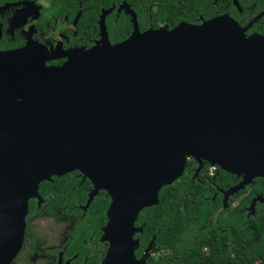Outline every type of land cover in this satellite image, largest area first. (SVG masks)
I'll use <instances>...</instances> for the list:
<instances>
[{"label": "water", "instance_id": "95a60500", "mask_svg": "<svg viewBox=\"0 0 264 264\" xmlns=\"http://www.w3.org/2000/svg\"><path fill=\"white\" fill-rule=\"evenodd\" d=\"M100 23L99 42L61 67L34 43L0 51V264L21 248L18 196L38 197L51 176L88 178L87 206L99 190L110 196L102 264L145 263L153 242L136 260L137 218L190 158L243 176L222 192L224 209L264 179V37L246 38L228 17L140 33L133 15L131 36L111 45ZM256 202L264 196L252 215Z\"/></svg>", "mask_w": 264, "mask_h": 264}, {"label": "trees", "instance_id": "16d2710c", "mask_svg": "<svg viewBox=\"0 0 264 264\" xmlns=\"http://www.w3.org/2000/svg\"><path fill=\"white\" fill-rule=\"evenodd\" d=\"M194 2L202 13L206 2ZM183 5L186 7L187 3ZM165 6L170 16L152 21L140 18L139 14L136 16L140 33L157 30L160 23L169 24L167 30L181 23L199 26L194 21L197 13L179 12L172 1ZM133 7L138 10L137 4ZM149 23L152 28H148ZM132 33L117 32L111 37L112 45L122 43ZM203 162L209 163L202 161L201 164ZM199 167V161L193 158L186 161L184 174L173 184L161 188L158 204L141 211L135 223L136 227H142V232L134 237L139 241L136 257L142 258L153 242L150 252L163 256L156 261L149 258V253L147 264H264V205L258 206L254 217L247 218L245 211L253 197L264 196V179L255 178L243 190L231 195L224 209L223 198L216 193L237 186L243 176L224 172L216 166L215 177H211L206 164L203 169ZM77 176L78 171L73 170L52 177L50 182L41 184L39 191L44 198L49 196L53 205L63 208L66 217L75 220L69 242L79 248L82 256L86 250L82 242L90 238L95 242L100 237V230L107 223L111 199L99 190L81 218L82 211L75 207L86 205L90 189L95 188L89 181L81 182ZM97 259L98 256L89 259V264Z\"/></svg>", "mask_w": 264, "mask_h": 264}, {"label": "flooded vegetation", "instance_id": "af4514ba", "mask_svg": "<svg viewBox=\"0 0 264 264\" xmlns=\"http://www.w3.org/2000/svg\"><path fill=\"white\" fill-rule=\"evenodd\" d=\"M171 1L176 4L179 12L197 13L198 17L194 21L198 25L228 17L243 30L246 38L255 35L264 37V0H198L201 3L206 2L202 13L198 12L195 0H0V51L18 50L28 43H34L44 48L49 55L56 56L55 59L47 61L46 66L61 67L67 61L63 56L67 52L78 49L87 51L99 42L101 20L112 45L111 37L114 34L133 31V15L139 30L136 17L138 14L140 18L149 21L170 16V10L165 4ZM184 3H187L186 7ZM133 4L138 5V10ZM149 24L148 28H152V23ZM158 28L168 29L169 24L160 23ZM205 164L208 166L209 175L215 177L217 167L210 174L209 163L200 164L201 169ZM52 177L57 176H51L50 180L39 184L38 197L29 192L18 196L19 199L26 200L27 210L23 219L21 248L9 264H89V259L94 256H98L94 264H102L109 249V243L101 241L102 233L95 242L92 238L82 242L86 250L82 249L81 256L79 248L73 247L72 242H69L75 229V220L66 217L67 213H63V208L53 205L49 196L44 198L40 194L41 184L50 182ZM77 177L81 182H90L80 172ZM89 193L88 197L91 195ZM99 193L100 191L97 195ZM217 194L223 198L222 190ZM252 199L245 208L247 218L254 217L258 206L264 205L256 202L252 215L248 210ZM87 203L75 207L82 211L81 218L90 205L89 203L87 206ZM69 248L77 252H72ZM149 253V258L156 261L163 256L162 253L153 251ZM135 258L139 260L140 257L135 255ZM144 264H147V259Z\"/></svg>", "mask_w": 264, "mask_h": 264}, {"label": "built area", "instance_id": "2783aa9c", "mask_svg": "<svg viewBox=\"0 0 264 264\" xmlns=\"http://www.w3.org/2000/svg\"><path fill=\"white\" fill-rule=\"evenodd\" d=\"M209 171H210V174H212L215 171V166H211Z\"/></svg>", "mask_w": 264, "mask_h": 264}]
</instances>
